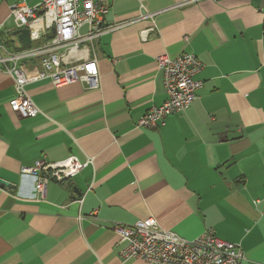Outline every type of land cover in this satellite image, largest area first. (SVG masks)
I'll return each mask as SVG.
<instances>
[{
    "label": "crops",
    "instance_id": "1",
    "mask_svg": "<svg viewBox=\"0 0 264 264\" xmlns=\"http://www.w3.org/2000/svg\"><path fill=\"white\" fill-rule=\"evenodd\" d=\"M22 2L39 0H0L8 51L20 50L10 9ZM141 4L107 1L110 30L81 46L97 62L98 89L25 87L35 118L10 110L14 79L0 66V179L10 184L0 187V264H146L121 260L113 226L149 217L189 241L211 229L240 245L241 264H264V0ZM146 13L153 21L139 20ZM184 53L203 65L196 99L162 127L136 128L166 99L157 58ZM19 67L27 77L38 70ZM70 156L90 163L37 199L21 169Z\"/></svg>",
    "mask_w": 264,
    "mask_h": 264
},
{
    "label": "built area",
    "instance_id": "2",
    "mask_svg": "<svg viewBox=\"0 0 264 264\" xmlns=\"http://www.w3.org/2000/svg\"><path fill=\"white\" fill-rule=\"evenodd\" d=\"M107 1L113 0H39L34 7L23 2L11 7L15 30L27 29L30 41L29 46L14 52L0 44V66L12 76L15 86L9 108L19 118H35L40 113L25 93V87L34 82L49 80L55 88L77 83H85L89 89L99 88L97 62L89 59L88 49L81 46L88 42L92 47L95 39L110 30L103 20ZM138 1L142 9V0ZM154 16L146 13L139 20L153 21ZM83 26L87 30L81 33ZM140 38L146 40L147 32L140 33ZM22 61H35L38 70L34 75L25 76L19 67ZM202 69V63L189 53L157 58L166 99L160 106L148 109L136 121V128L162 127L168 117L185 111L202 88V82L196 79ZM89 163L75 156L60 162L38 160L32 167L22 168L21 173L34 178L35 197L43 199L49 183H66ZM95 215L96 211L90 216ZM113 231L124 244L120 251L123 262L140 259L146 264H241L245 260L240 245L220 240L211 229L189 241L161 228L149 217L129 226L115 224Z\"/></svg>",
    "mask_w": 264,
    "mask_h": 264
},
{
    "label": "water",
    "instance_id": "3",
    "mask_svg": "<svg viewBox=\"0 0 264 264\" xmlns=\"http://www.w3.org/2000/svg\"><path fill=\"white\" fill-rule=\"evenodd\" d=\"M13 37L17 39V42L21 48H25L29 46V32L27 29H17L13 32ZM0 187L1 188H9L10 184L4 180L0 179Z\"/></svg>",
    "mask_w": 264,
    "mask_h": 264
},
{
    "label": "trees",
    "instance_id": "4",
    "mask_svg": "<svg viewBox=\"0 0 264 264\" xmlns=\"http://www.w3.org/2000/svg\"><path fill=\"white\" fill-rule=\"evenodd\" d=\"M263 26H264V22H263Z\"/></svg>",
    "mask_w": 264,
    "mask_h": 264
}]
</instances>
